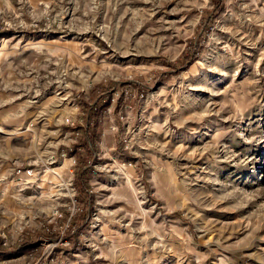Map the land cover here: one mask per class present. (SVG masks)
Segmentation results:
<instances>
[{"label":"rangeland","instance_id":"1","mask_svg":"<svg viewBox=\"0 0 264 264\" xmlns=\"http://www.w3.org/2000/svg\"><path fill=\"white\" fill-rule=\"evenodd\" d=\"M0 241V264H264V0H0Z\"/></svg>","mask_w":264,"mask_h":264},{"label":"built area","instance_id":"2","mask_svg":"<svg viewBox=\"0 0 264 264\" xmlns=\"http://www.w3.org/2000/svg\"><path fill=\"white\" fill-rule=\"evenodd\" d=\"M123 104H122V107L123 108H126L128 105L126 104V99L122 100ZM93 108L97 109L96 106H94ZM102 108V111L103 113H109V106H106V107H99V109L101 110ZM62 122L71 126L72 129H77L79 128L78 126L80 125V122L77 120V117L76 116H66V117H62ZM92 122L87 120L86 121V125L88 124H91ZM86 128H89V127H82V129H77L76 132H75V136H77L81 130H86ZM73 130V131H74ZM72 131V132H73ZM71 132V133H72ZM90 133L89 131L86 132V135L84 136L86 138V141L88 143V147H91V143H90ZM73 141V140H72ZM59 157L61 159H64V158H68L69 160H72L70 162V165L74 164V159H72L71 157H68L67 156V152H66V149H61L59 150ZM49 160H51L49 162ZM55 161V156H52V159H50V157H48V163L47 164H50V163H53ZM41 162V161H40ZM47 165L45 163H41L40 165L34 161V163L32 164H28L27 166H22V165H19L17 166L14 171L11 173L12 174V178L16 181V183H18L19 185H21L22 187L23 186H27L29 184H33L38 176L42 173H44L46 171V168ZM49 168V167H47ZM52 171V170H51ZM57 176H59V174L55 171H53ZM68 186H71V187H67L66 189L69 191H73L74 188L72 187L71 183L68 184ZM75 193L72 192V196L74 195ZM56 216H61L60 213H58V211H55L54 213V217Z\"/></svg>","mask_w":264,"mask_h":264},{"label":"trees","instance_id":"3","mask_svg":"<svg viewBox=\"0 0 264 264\" xmlns=\"http://www.w3.org/2000/svg\"><path fill=\"white\" fill-rule=\"evenodd\" d=\"M217 4H218V2H217ZM93 136H94V137L97 136L96 132H94V131H93ZM0 247H1V241H0Z\"/></svg>","mask_w":264,"mask_h":264},{"label":"bare ground","instance_id":"4","mask_svg":"<svg viewBox=\"0 0 264 264\" xmlns=\"http://www.w3.org/2000/svg\"><path fill=\"white\" fill-rule=\"evenodd\" d=\"M239 39H240L241 41H243L241 37H240ZM245 42H246V41H245ZM246 44H247V43H246Z\"/></svg>","mask_w":264,"mask_h":264}]
</instances>
